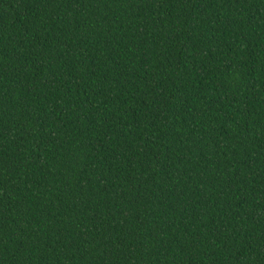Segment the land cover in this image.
Wrapping results in <instances>:
<instances>
[{
    "label": "trees",
    "instance_id": "16d2710c",
    "mask_svg": "<svg viewBox=\"0 0 264 264\" xmlns=\"http://www.w3.org/2000/svg\"><path fill=\"white\" fill-rule=\"evenodd\" d=\"M0 264H264V0H0Z\"/></svg>",
    "mask_w": 264,
    "mask_h": 264
}]
</instances>
